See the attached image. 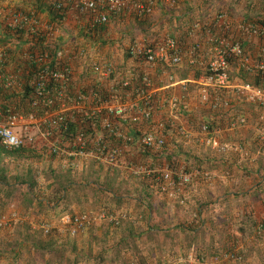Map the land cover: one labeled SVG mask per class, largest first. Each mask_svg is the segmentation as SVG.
<instances>
[{
  "label": "crops",
  "instance_id": "1",
  "mask_svg": "<svg viewBox=\"0 0 264 264\" xmlns=\"http://www.w3.org/2000/svg\"><path fill=\"white\" fill-rule=\"evenodd\" d=\"M36 1L0 0V4L10 11L22 12L29 8L31 9L33 5L35 7ZM219 14L227 15L228 20L233 24H253L260 21L261 23L259 22V24L264 27V0H175L174 5L168 1H163L158 3L154 15L150 17L152 25L146 28V32L138 26L136 18L122 19L118 17L116 19L112 18L109 25L100 29L104 30V32L100 33V30L96 29V31H93L94 34L92 36L90 35L93 32L90 33L86 28L84 17L79 18L75 11H69L65 15L63 24L56 28L57 42L55 45L71 50L84 49L89 53L90 57L92 55L98 56V59L110 62L120 72L121 68L125 67L120 57L124 55L126 58V52L130 45L136 42L149 44L167 36L179 39L185 46L193 45L200 41V37H189L187 34L189 27L197 22L213 27L212 24L216 23ZM48 20V18L42 17V21L45 24H48ZM0 22H3V20ZM239 36L242 37L241 34ZM28 40L22 49L24 53L18 54L20 59L23 56L27 60V54L40 51L42 48L34 43L32 39L28 38ZM241 40L244 41L246 50L252 54L255 60L262 58L264 36L262 38L242 37ZM15 43L13 41L12 45ZM201 46L203 50L206 49V44L202 43ZM114 51L118 54L115 59ZM128 59L132 61L128 65L132 66V68L128 70L134 72L145 71L137 59ZM113 61L120 66V69L116 67L117 64L115 65ZM17 68L16 64H11L7 67V71L11 74H19ZM172 69L174 68H168L167 65H163L162 67H152L149 70L154 82V105L157 108L154 114L155 121L170 116L178 125H181L193 135L198 133L203 124L209 123L220 130V134L217 135L218 141L222 145H229L234 147V149L223 154L195 139L181 138L175 130H172L173 132L167 135L166 157L156 159L154 158L156 156L152 157L150 154L140 151L139 154H135L136 157L132 156L131 161L134 160V157L138 162L142 163L160 160L169 162L174 167H183L193 173V182L188 187L186 194L189 201L185 206H180L168 196L158 194L156 188L151 191L147 184L142 181L145 178L134 176L125 168H110L93 159L69 162L63 157L52 156L43 145H40L35 150L27 149L42 155L39 160L28 161L42 175L44 186L40 187V191H45L46 195L49 192L46 190L47 177L44 171L47 173L52 168L58 172H72L74 176V182L72 183L75 187L72 192L73 195L71 194L72 202L69 205V209L58 208L54 213H49V216L54 219V222L49 223L58 232L62 233L60 235L63 241L67 237L66 235L69 234L64 227L62 228L60 222L63 216L68 215L67 212L76 213L75 215H77L82 211L81 207L89 211L92 206L97 208L93 214L97 215L104 212V210H101L103 205L97 202L95 195L93 196L91 191L92 189L89 190V188L95 189L98 185L105 184L108 181L115 186L122 197L121 199L124 200L122 204L114 203L112 210H108L110 211L108 213L123 217L122 222L124 225L122 227L132 223L137 232V244L141 246L134 248L138 249V257L134 256L135 253L132 250H124L122 257H125L127 261L136 260L140 264H161V262H170L172 260L173 262L175 261V264H179L186 260L188 263H194L190 261L194 249H204L212 244L218 248L227 247L235 248V250L241 248L244 252H247L250 264H261L259 253L261 249H264V237L259 238V236L262 232H260V229L264 227V155L259 156L258 159L252 162L249 159H245L244 155L236 149L239 146H244L255 155L259 153V131L257 125L258 118L261 115H251L252 113L245 112V109H242L239 105L244 100L236 99L237 95H235L234 91L230 96L234 103L232 105L236 106L237 113L233 109L231 111L222 110L217 113L211 111L200 102L198 92L191 91L196 87V85L192 84L196 76L192 72L193 69L188 67V65H183L179 68L180 72L178 70L175 71L179 72L176 74L177 79L190 82V85H188V88H190L189 92L183 93L180 87L168 89L167 79ZM74 73L73 84L76 90L92 89L93 84L97 83L98 79L88 67H85L84 62H78ZM236 74L235 77H237ZM21 83L23 84V81ZM171 92L179 98L183 97L189 111H183L180 115H167L164 110L166 101L164 100V102L162 99L166 95H170ZM3 93H0V105L6 106L2 98ZM240 114H245L248 117V124L235 130H229L228 126L231 120ZM148 127V122L141 121L138 125H123L122 128L125 133L137 136L140 132L146 131ZM222 127H226V129L224 128L225 130H223ZM172 147H175L176 151ZM40 160L41 163H37ZM69 163H73L74 168L68 167ZM93 165H97L96 168L99 169L97 171L90 170ZM207 172L213 176L212 179L207 180L204 178L203 174ZM82 186L88 189L82 190ZM109 197L106 194L105 198L107 200H109ZM143 197L144 199H142ZM44 200L47 201L46 199ZM148 201L153 202L152 208L149 206ZM14 204L17 206L16 203ZM0 205V212L3 214L12 212L21 214L17 211V207L13 208L9 204H5V199L0 200ZM108 206L111 205L108 204ZM19 208L22 209L23 206ZM35 219H30L31 223ZM110 226L108 222L104 221L102 224L95 226L93 230L83 232L76 237H70L76 239L80 264H88L87 260L85 262L82 261L87 258L86 255L90 254V250H92V260L89 264H98L97 260L101 258L100 251L102 247L110 246L112 248L113 245H116L115 241L121 239V234L117 232L120 229L116 230L115 227ZM148 231L158 234H154L156 237L158 236V239L154 237L155 242H153V238ZM6 232L11 237L12 234L10 233H14V228ZM112 233L115 236L118 233V238L116 239ZM163 233L170 237H164ZM13 238L14 235L10 239L5 238L4 242L0 241V250L11 243ZM139 249L143 252H140ZM160 249L167 253L164 257H162ZM70 252L73 251L68 249L67 257L71 256ZM200 254L199 256L201 257L199 258L205 259V262L200 261V263L206 264L209 258L202 252ZM222 254L221 252L219 259L223 257ZM251 254L256 255L252 256ZM112 255V251L109 250L106 264H110L113 261ZM75 256L71 258L74 260L76 259ZM140 256L145 257V259H140ZM25 262L26 259L23 264ZM113 263H116L115 259ZM0 264L9 263L7 259H2ZM213 264L215 263L213 262Z\"/></svg>",
  "mask_w": 264,
  "mask_h": 264
},
{
  "label": "built area",
  "instance_id": "2",
  "mask_svg": "<svg viewBox=\"0 0 264 264\" xmlns=\"http://www.w3.org/2000/svg\"><path fill=\"white\" fill-rule=\"evenodd\" d=\"M46 1L55 4L58 9L68 7L79 18L84 17L88 30L105 27L112 18L149 17L154 15L158 3H175V0ZM4 13L9 14L8 27L13 30L31 31L37 37L43 31L41 36L45 46L40 51L27 54L29 64L39 66L29 110H16L0 105V143L6 150H35L43 145L52 156L63 157L69 162L93 159L110 168L122 167L134 176L151 179L158 194L168 196L180 206H185L189 201L187 189L193 182L194 174L183 167H174L171 163L160 160L138 162L135 154L140 151L156 156V159L166 157L167 128L175 130L181 138L195 139L223 154L234 147L222 145L217 137L220 130L211 124H203L198 133L193 135L170 116L155 121L157 108L154 105V82L149 73L150 68L163 65L181 68L188 65L193 73L200 71L201 75L193 79L192 84L197 87L200 102L213 112L232 109L230 95L233 91L237 95L236 99L240 97L244 102L264 108V90L252 83L240 82L235 77L236 72L241 70L264 75V50L262 58L255 60L241 40L242 37L261 38L264 34L263 27L251 23L233 24L227 15L221 14L216 23L212 24L213 27L197 22L189 29V37H200V41L193 45L185 46L179 39L171 36L149 44L136 42L128 47L127 53L143 66L145 71L140 79L132 71L125 75L119 74L110 62L93 59L84 49L56 47L57 33L50 31V26L34 15L10 11L0 4V14ZM202 43L206 44L205 50ZM5 58L6 54L2 49L0 92L13 91L22 85L18 73L4 72ZM78 62H84L85 67L98 79L92 89H70ZM167 80L168 89L180 87L184 93L188 91L190 82L187 80H179L173 73L168 74ZM165 103L170 108L171 115L188 109L183 97L179 98L175 94ZM141 121L148 122L149 127L136 138L124 132L123 125L135 126ZM248 122V117L240 114L231 120L229 130L238 129ZM73 123L83 127L71 129ZM257 126L259 153L255 155L244 146L236 148L245 159L252 162L264 155V115L258 118ZM132 156L135 157L131 161ZM69 166L74 168L73 163H69ZM203 175L207 180L213 178L208 172ZM18 219L17 212H0V231L12 227ZM122 219L123 217L106 212L97 215L86 213L63 216L60 225L70 236L76 237L104 221L117 226ZM43 229L48 235L54 227L46 224ZM192 254L190 261H199ZM222 256L220 258L224 261L242 260L239 254L233 252H225ZM218 260L219 257H216L213 262ZM200 261L205 262V259Z\"/></svg>",
  "mask_w": 264,
  "mask_h": 264
},
{
  "label": "trees",
  "instance_id": "3",
  "mask_svg": "<svg viewBox=\"0 0 264 264\" xmlns=\"http://www.w3.org/2000/svg\"><path fill=\"white\" fill-rule=\"evenodd\" d=\"M35 7L33 5L31 9L29 8L28 10H24L22 12L17 11V12L25 13L28 15H34L37 18H39L41 21H42V17H46V19L48 18L49 20L47 25L50 26V31H55V32H56V28L61 24H63L65 15L69 12L68 7H65L63 9H58L55 4L48 2L46 0H37ZM150 17L151 16L149 17L144 16L141 18L135 17L138 26H140V28H142L144 32L147 31L146 29L147 27L152 25V22L150 21L151 19ZM8 19H9V14L7 13L0 14V21L3 20V22H0V31H1L0 49H4V53L6 54V58L4 61L6 63L4 67V72H8L7 67H9L11 64H16L18 67L17 70L19 72L21 81H23V84L19 88L13 91L2 90L0 93L4 92L2 98L7 107L14 106L13 108H15L16 110L28 111L30 107L29 105L34 97L33 96L34 85H35L36 75L39 71L38 68L39 66L36 64L30 65L29 61L25 60L23 56L22 59H20L18 54L24 53L22 49L24 45L29 41L28 38L32 39V41L39 42L37 43L39 46L45 47L43 45L44 38L43 36H41L44 32L41 31L40 37H37L35 35H32L31 31L29 32L26 30H13L8 27ZM259 22L260 21H258V23H253V25L263 27V25L259 24ZM193 25L194 24H192L189 27V29H191ZM105 27H102V29ZM100 29L101 28H98L97 30ZM88 31L92 33L93 31L96 30H88ZM102 32H104V30L103 31L100 30V33ZM93 34L94 32L90 36H92ZM13 41L16 42L14 45H12ZM58 46L59 45H57L56 47ZM126 58H131V56L127 52H126ZM129 71L132 70L126 69L124 75L127 74ZM132 73H134V75L140 77L141 79V76L144 74V71L142 72L132 71ZM200 75H201L200 71L196 70L195 76L198 77ZM236 76L241 82L252 83L253 85L261 87L264 90L263 74L251 73L245 70H241L236 74ZM74 86L75 85L72 84L70 87V89L73 91L76 90ZM93 86L95 85L93 84ZM85 90L87 89H84L82 91ZM80 126L81 125H76V123H73L71 129L76 130V128H79ZM170 132H173L172 129L167 128L165 134L169 135ZM134 137L136 138V136ZM211 138L213 139V137ZM41 157H42L41 154L34 153L32 152V150H27V149H20L13 151L6 150L4 146L0 143V200L5 199V204H9L13 208L17 207V211L21 213L19 215V219L15 223L16 225L14 224V226L6 229V230H10L14 228V233H11L12 236L14 235V238L11 243H9L5 248H2L0 250V260L7 259L9 264H23V261L25 259L26 262L24 264H38V263L80 264L81 263L79 262L80 256L78 257L77 255L78 250L75 242L76 239L70 238L71 237L70 235H66L68 239L66 240L67 238L66 237L62 241L61 238L62 233L58 232L55 228L51 232V234L48 235L45 234V231L43 229L44 225L51 224L49 222H54V219H52L51 216H49V213L51 212L54 213L58 208H64L66 210L69 209V205L72 202V195H73L72 192L75 187V185L72 183L74 182L73 173L68 171L58 172L57 170L52 168H50L47 173L46 171H44L45 176L47 177L46 190L49 192L46 195L45 191L43 192L40 191V187L44 186V184L42 183V175L39 173L38 169H35L32 166L33 165L32 163H31V167H29L22 163H19V161H16V163L14 162L15 159H23L28 161V160H39ZM6 159L8 160L6 161ZM96 166L97 165H93V167H90V170L97 171V169L99 168H96ZM142 181L147 184V186L151 191L152 189L155 188V183L151 179L145 178ZM87 189H88L87 187L82 186V190H87ZM90 189H92L91 191L93 193V196L95 195L97 202L103 205L101 207L102 208L101 210L102 211L104 210V212L107 211V213L108 212L110 213V211L108 210H112L111 208L114 203L122 204L124 201L123 199H121L122 197L119 194V191L115 188L114 185H111V183H109L108 181L105 182V184L98 185V187H95V189L89 188V190ZM106 194L110 196L109 200L105 198ZM102 196H104V198H102ZM44 199H46L48 202L45 201ZM142 199H144V197ZM14 203H16L17 206ZM148 203L149 206L152 208L153 202L148 201ZM108 204H110L111 206H108ZM20 206H23V208L20 209L19 208ZM81 210L82 211L80 212V214H86L88 212L89 214H93L95 213L97 208H95V206H92L89 208L88 211L85 208L81 207ZM67 214L73 216L76 213L67 212ZM32 218H36L35 221L37 225H32L30 221V219ZM130 224L131 225L129 224L125 225V227H122L124 225L122 221L117 226L110 224L111 226L115 227L116 230L120 229L117 232L121 234L120 236L121 239L119 241L114 240L116 242V245H113L112 248H110V246L102 247V250L100 251L101 258L100 260H97L98 264H106L107 261L106 258L108 259L109 250L112 251L113 254L112 260L114 261L115 259L116 263L140 264V262L136 260L129 262L125 257H122V253L124 252L125 249L132 250V252L135 253L134 256L138 257L137 255L138 249H134V248L141 247L139 246V244H137V235H136L137 232L134 229L135 227L132 223ZM263 228H261L262 232L259 238L264 237ZM93 229L95 228L93 227L89 230H93ZM114 233H112V235ZM148 233L150 236H152L153 242H155L154 237H156V235L158 234L152 231L151 232L148 231ZM113 236L116 237L117 239L118 233L116 236L115 235ZM163 236L167 237L169 235L163 233ZM156 238L158 239V236ZM210 245H211L210 247H206L204 249H198V248L194 249L195 256L196 258L199 259V261L195 262V264L197 263L201 264L199 258L201 257L199 256L201 255L200 254L201 252L209 258L206 264H212L213 263L212 260L216 257H219L221 255V252L231 253L232 251L234 252L235 250V248H227V247L218 248V247H214L212 244ZM68 249H70L73 252H70L71 256L67 257ZM189 249L191 250V248ZM139 250L140 252H143L141 251V249ZM91 252L92 250H90V254L86 255L87 258H85L82 262H85L87 260L89 264V262L92 260ZM164 252L165 251H163V249H160V253L162 257H164L165 254H167ZM72 256H75L76 259L73 260ZM239 256L242 258V260L239 262H235V264H250L248 262L249 256L248 254H246V251L245 253L244 251L241 252V254L239 253ZM259 256L261 257L260 260L261 263L264 264V249H261ZM140 259H145V257L140 256ZM113 261L110 264H116L113 263ZM174 262L171 260L170 262H161V264H175ZM232 262L233 261H227V264H233ZM179 264H185V263H179Z\"/></svg>",
  "mask_w": 264,
  "mask_h": 264
},
{
  "label": "rangeland",
  "instance_id": "4",
  "mask_svg": "<svg viewBox=\"0 0 264 264\" xmlns=\"http://www.w3.org/2000/svg\"><path fill=\"white\" fill-rule=\"evenodd\" d=\"M100 52V51H99ZM101 53V52H100ZM114 53V55H116L115 57H114V59L117 57V53L114 51L113 52ZM96 54H98V53H96ZM92 58H96V59H98L99 57L98 56H94V55H92ZM118 59V58H117ZM120 59L123 61V63H124V65H125V67L124 68H121V71L119 72L118 71V73L119 74H121V75H124V72H125V70L127 69H129V68H132V66H128L129 64H131L132 63V61H130L128 58H125V56L123 55V56H121L120 57ZM113 63L116 65L117 63L116 62H114L113 61ZM122 66V65H121ZM117 68H119L120 69V66L117 64V66H116ZM179 68H174V69H172V71L170 70V74L171 73H173L174 74V76H176V74L177 73H179L180 72V70H178ZM175 70H178L179 72H176ZM182 70V69H181ZM233 76H234V73H233ZM236 79V78H235ZM190 85V84H189ZM178 88V87H177ZM176 88V89H177ZM171 89H173V88H171ZM175 89V88H174ZM190 88H188V90H189ZM191 91H197L198 92V90H197V87H194V90H191ZM183 92V91H182ZM187 92H189V91H187ZM184 93V92H183ZM173 94L174 93H170V95L168 94V95H166L163 99H162V101H167L168 99H169V97H171V96H173ZM186 95V94H185ZM236 95V94H235ZM180 98H182V97H180ZM240 100H241V98L240 97H238ZM164 101V102H165ZM234 104V103H233ZM164 110L166 111V113H167V115H171L170 114V108L168 107V105L166 104V103H164ZM241 107H242V109H245V112H248V113H252L251 115H264V108H262V107H256V106H253V105H250L249 103H247V102H241L240 104H239ZM232 109L234 110V112H236L237 113V109H236V106L235 105H232ZM231 109V110H232ZM230 110V111H231ZM187 111H189V109H187ZM166 113H165V115H166ZM181 113L180 112H178L177 113V115H180ZM175 115V114H174ZM229 127V126H228ZM223 128V127H222ZM225 129H226V127H224ZM223 128V130H225ZM170 146H171V143H170ZM175 151H176V148L175 147H172ZM174 151V152H175ZM176 153V152H175ZM8 159H6V161H7ZM16 161H19V163H22V164H24V165H26V166H29V167H31V163L29 162V161H26V160H23V159H15L14 160V162L16 163ZM37 163H41V160L39 161V162H37ZM32 224L33 225H37V223H36V221H34V222H32ZM16 225V224H15ZM14 226V225H13ZM6 231H8V230H3V231H1L0 232V241H3L4 242V239L6 238V239H10V238H12V236L10 237V235L9 234H7L8 232H6ZM11 234V233H10ZM8 236H9V238H8ZM244 250H242L241 248H238V249H236V250H234V252L233 253H237V254H241V252H243ZM245 253V252H244ZM246 254H247V252H246ZM254 255H256V254H253L252 256H254ZM260 260H261V258H260ZM213 261V260H212ZM181 263H185V264H188V262H186V260L185 261H182ZM233 264H235V262L233 261L232 262ZM38 264H44V263H38ZM190 264H195V262L194 263H190ZM197 264H199V263H197ZM213 264V263H212ZM215 264H227V261H224V260H218V261H215ZM262 264V263H261Z\"/></svg>",
  "mask_w": 264,
  "mask_h": 264
}]
</instances>
